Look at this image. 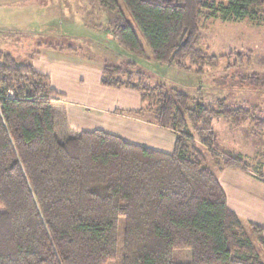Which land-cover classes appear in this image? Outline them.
<instances>
[{
	"label": "trees",
	"instance_id": "16d2710c",
	"mask_svg": "<svg viewBox=\"0 0 264 264\" xmlns=\"http://www.w3.org/2000/svg\"><path fill=\"white\" fill-rule=\"evenodd\" d=\"M98 1L115 14L109 31L123 49L145 55L131 18L157 62L191 71L188 60L198 66L196 74L220 59L198 48L202 11L209 10L208 18L240 21L264 5ZM143 75L128 61L104 65L100 82L138 91L145 105L129 113H148L153 123L174 131L171 153L102 130L59 140L52 105L59 94L48 76L0 52V264H107L118 257L120 264H174V251L182 249L190 250L191 264H264V229L242 223L227 207L217 178L227 168L250 170L248 162L223 152L210 125L223 118L238 126L253 114L224 99L216 108L199 102L193 108L187 94L146 85ZM247 78L250 85L264 81ZM263 176L257 177L264 182Z\"/></svg>",
	"mask_w": 264,
	"mask_h": 264
},
{
	"label": "rangeland",
	"instance_id": "374dc122",
	"mask_svg": "<svg viewBox=\"0 0 264 264\" xmlns=\"http://www.w3.org/2000/svg\"><path fill=\"white\" fill-rule=\"evenodd\" d=\"M20 3H6L0 7L1 53L9 54L18 63L31 64L36 60L42 62L43 53L49 45L71 47L91 55L102 66H123L132 61L144 72L143 82L146 85H164L166 90L185 93L193 98L190 104L193 108L197 102L216 108L220 99L232 108H248L253 114L251 121L231 126L223 118H215L210 125L223 152L243 154L250 171L257 176L264 175V81L261 79L250 85L247 78L250 74L264 77V5L255 9L253 18L240 21L208 18L209 10L202 11L198 48L220 59L216 66H202L204 73L196 74L157 62L131 18L129 21L146 54L137 57L123 49L111 33L104 31L111 27L115 14L103 8L98 0H27ZM52 5L62 12L60 19L57 17L51 21L49 8ZM123 11L128 15L126 9ZM186 63L195 68L188 60ZM57 137H60L59 134ZM213 159L218 162L220 156ZM214 160L208 158L209 165ZM121 229L122 226L120 237ZM250 237L256 244L254 236L250 234ZM121 248L120 243V256ZM260 257L264 261L261 250ZM173 259L174 264H191L190 250H175ZM120 261L118 257L107 264H120Z\"/></svg>",
	"mask_w": 264,
	"mask_h": 264
},
{
	"label": "crops",
	"instance_id": "0c3cea01",
	"mask_svg": "<svg viewBox=\"0 0 264 264\" xmlns=\"http://www.w3.org/2000/svg\"><path fill=\"white\" fill-rule=\"evenodd\" d=\"M22 1L27 0H0V7ZM49 9L51 21L60 19L61 11L53 5ZM108 29L105 33H110ZM67 48L47 47L42 62H31L34 70L48 76L50 86L59 94L52 104L59 140L81 131L102 130L141 147L164 153L173 151L174 131L153 123L148 113H129L145 105L138 91L102 85L104 65L91 55ZM193 69L196 66L183 71ZM217 178L225 192L227 207L242 223H255L264 229V182L245 169H223L217 172Z\"/></svg>",
	"mask_w": 264,
	"mask_h": 264
}]
</instances>
